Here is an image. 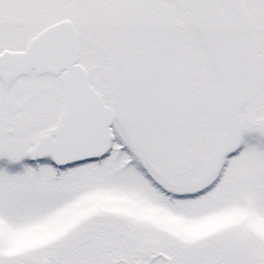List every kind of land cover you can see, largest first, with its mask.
Segmentation results:
<instances>
[{
  "label": "snow or ice",
  "instance_id": "1",
  "mask_svg": "<svg viewBox=\"0 0 264 264\" xmlns=\"http://www.w3.org/2000/svg\"><path fill=\"white\" fill-rule=\"evenodd\" d=\"M0 264H264V0H0Z\"/></svg>",
  "mask_w": 264,
  "mask_h": 264
}]
</instances>
